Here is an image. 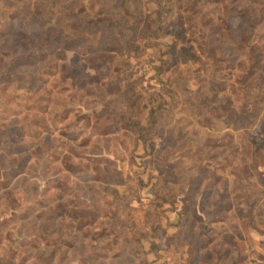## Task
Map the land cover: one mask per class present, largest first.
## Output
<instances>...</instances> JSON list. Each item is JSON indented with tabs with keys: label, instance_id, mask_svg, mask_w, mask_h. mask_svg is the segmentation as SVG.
I'll list each match as a JSON object with an SVG mask.
<instances>
[{
	"label": "rangeland",
	"instance_id": "1",
	"mask_svg": "<svg viewBox=\"0 0 264 264\" xmlns=\"http://www.w3.org/2000/svg\"><path fill=\"white\" fill-rule=\"evenodd\" d=\"M122 1L0 0V264H264V0Z\"/></svg>",
	"mask_w": 264,
	"mask_h": 264
},
{
	"label": "trees",
	"instance_id": "2",
	"mask_svg": "<svg viewBox=\"0 0 264 264\" xmlns=\"http://www.w3.org/2000/svg\"><path fill=\"white\" fill-rule=\"evenodd\" d=\"M126 1H127V0H123V1H122L123 5H124L125 7L127 6ZM130 24H131V23H129L127 26L130 27Z\"/></svg>",
	"mask_w": 264,
	"mask_h": 264
}]
</instances>
